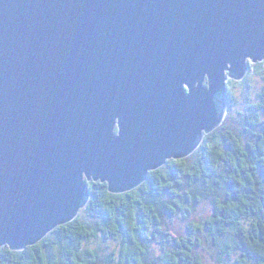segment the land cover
<instances>
[{"label": "water", "instance_id": "obj_1", "mask_svg": "<svg viewBox=\"0 0 264 264\" xmlns=\"http://www.w3.org/2000/svg\"><path fill=\"white\" fill-rule=\"evenodd\" d=\"M264 60V0H0V248L188 157ZM264 62V61H263Z\"/></svg>", "mask_w": 264, "mask_h": 264}, {"label": "trees", "instance_id": "obj_2", "mask_svg": "<svg viewBox=\"0 0 264 264\" xmlns=\"http://www.w3.org/2000/svg\"><path fill=\"white\" fill-rule=\"evenodd\" d=\"M227 83L224 121L191 155L150 171L130 192L89 181L91 197L77 217L24 250L0 248V264H207L200 249L205 231L231 264H264V119L238 120L233 80ZM203 200L212 211L199 223L191 206ZM108 240L120 249L103 246Z\"/></svg>", "mask_w": 264, "mask_h": 264}, {"label": "rangeland", "instance_id": "obj_3", "mask_svg": "<svg viewBox=\"0 0 264 264\" xmlns=\"http://www.w3.org/2000/svg\"><path fill=\"white\" fill-rule=\"evenodd\" d=\"M248 61H250L251 68H249V74L247 76L245 75L246 77L242 79H232V92L234 94V98L231 96L233 99L231 106L232 112L238 120H244L251 114H259L264 119V70L258 71L257 68H252L256 62H253L251 57H249ZM263 61L258 60V62ZM229 85L227 83V86ZM246 93H248L247 96ZM227 101H229V97ZM191 208L194 210L192 218L199 223L212 211L211 202L208 200H203L194 207L191 206ZM82 216L88 218L87 212H84ZM200 237L202 238L200 249H202L207 264H231V259L217 246L216 237L211 232L205 231ZM102 245L108 247L107 249H113L119 246L114 240L102 241ZM119 249L117 247V250Z\"/></svg>", "mask_w": 264, "mask_h": 264}, {"label": "bare ground", "instance_id": "obj_4", "mask_svg": "<svg viewBox=\"0 0 264 264\" xmlns=\"http://www.w3.org/2000/svg\"><path fill=\"white\" fill-rule=\"evenodd\" d=\"M248 68H249V64H248ZM247 71H248V69H247ZM246 74H247V72H246ZM246 74H245V75H246ZM244 77H245V76H244ZM227 87H228V86H227ZM226 105H227V100H226ZM226 110H227V106H226ZM226 112H227V111H226ZM225 114H226V113H225ZM223 121H224V119H223ZM223 121H222V122H223ZM196 149H197V148H196ZM196 149H195V150H196ZM195 150H194V151H195ZM194 151H193V152H194ZM193 152H192V153H193ZM192 153H191V154H192ZM191 154H190V155H191Z\"/></svg>", "mask_w": 264, "mask_h": 264}, {"label": "flooded vegetation", "instance_id": "obj_5", "mask_svg": "<svg viewBox=\"0 0 264 264\" xmlns=\"http://www.w3.org/2000/svg\"><path fill=\"white\" fill-rule=\"evenodd\" d=\"M250 61H248V63H249ZM263 63V62H262ZM230 80V79H229Z\"/></svg>", "mask_w": 264, "mask_h": 264}, {"label": "clouds", "instance_id": "obj_6", "mask_svg": "<svg viewBox=\"0 0 264 264\" xmlns=\"http://www.w3.org/2000/svg\"><path fill=\"white\" fill-rule=\"evenodd\" d=\"M249 64V63H248Z\"/></svg>", "mask_w": 264, "mask_h": 264}]
</instances>
